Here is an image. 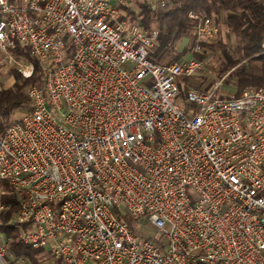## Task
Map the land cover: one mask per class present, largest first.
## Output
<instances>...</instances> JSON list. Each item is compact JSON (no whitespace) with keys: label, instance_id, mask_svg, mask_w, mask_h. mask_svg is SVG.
<instances>
[{"label":"built area","instance_id":"built-area-1","mask_svg":"<svg viewBox=\"0 0 264 264\" xmlns=\"http://www.w3.org/2000/svg\"><path fill=\"white\" fill-rule=\"evenodd\" d=\"M139 11L136 0H0L3 61L23 47L45 70L30 112L0 135V213L8 184L19 241L62 264H264V88H188L183 105L219 28L190 13L196 44L160 64L149 58L159 32Z\"/></svg>","mask_w":264,"mask_h":264},{"label":"trees","instance_id":"trees-1","mask_svg":"<svg viewBox=\"0 0 264 264\" xmlns=\"http://www.w3.org/2000/svg\"><path fill=\"white\" fill-rule=\"evenodd\" d=\"M136 1L140 11L134 19L139 20L144 28L159 32L158 43L149 53L152 61L170 64L184 59L193 49L197 23L189 18L190 13L209 17L218 26L223 16L236 37L235 57L228 56V62L222 67V75H227L223 82L233 88L237 96L249 88H264V0H174L167 8L158 10L151 8L149 0ZM190 38L191 47L179 51L177 47ZM203 48L204 53L196 55V58L204 62L205 53L218 51L220 47L212 42L203 43ZM13 54L32 64L34 72L31 77H24L19 69L6 65L0 55V67H6L15 81L11 88L0 90V135L6 134L19 120L15 118L17 112H30V90L44 86L45 70L31 57L29 49L18 47ZM187 89V83L182 84L181 94L184 95ZM183 105L188 106L186 100ZM18 199L17 191L5 184L4 203L10 205V209L0 213V234L4 236L0 240V250H4L0 264H44L46 260L53 259L52 256L22 244L19 241L21 230L12 224L19 211ZM131 226L135 229L136 223L132 221ZM54 264L62 263L55 260Z\"/></svg>","mask_w":264,"mask_h":264},{"label":"rangeland","instance_id":"rangeland-1","mask_svg":"<svg viewBox=\"0 0 264 264\" xmlns=\"http://www.w3.org/2000/svg\"><path fill=\"white\" fill-rule=\"evenodd\" d=\"M220 25L218 26L220 30L219 36L213 41L214 44L219 45L218 51H209L205 53V61L204 68L198 73V75L189 83H187L188 88H194L198 90H215L217 89V94L220 96H230L236 95V92L233 88L226 85L223 82L227 75H222V67L225 63L228 62V56L234 55V49L236 46V37L234 33L231 31L228 24L225 22L223 16L220 17ZM192 39H185L180 46H178V50L182 51L186 47H191ZM5 64L9 67H15L19 69L22 73L32 64L27 63L24 59L18 58L16 56H12L10 59L4 60ZM7 68L0 67V72H2L0 76V90L11 88L14 86V79L8 74ZM24 75V74H23ZM222 75V76H221ZM25 77V76H24ZM185 95V96H184ZM181 94V101L183 102L186 98V94ZM27 113V111H19L16 114V119L22 118ZM147 229L153 236L157 237V230L148 225ZM4 236L0 234V240L3 239ZM54 259L46 260L44 264H54Z\"/></svg>","mask_w":264,"mask_h":264}]
</instances>
